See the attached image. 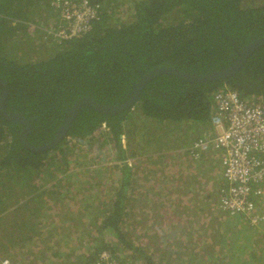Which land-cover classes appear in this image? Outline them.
I'll use <instances>...</instances> for the list:
<instances>
[{"label": "trees", "instance_id": "trees-1", "mask_svg": "<svg viewBox=\"0 0 264 264\" xmlns=\"http://www.w3.org/2000/svg\"><path fill=\"white\" fill-rule=\"evenodd\" d=\"M53 2L0 0L5 109L31 123V147L53 141L84 97L120 105L151 70L211 74L264 37V0H91L99 18L88 33L49 41L28 25L55 27ZM36 38L48 43L49 55L20 63L39 52ZM220 89L264 98V46L226 81L162 74L125 112L106 115L85 105L67 136L45 152L26 149L22 127L0 114V264H96L103 251L118 264H264V228L219 208L216 177L195 184L181 169L184 154L212 129ZM180 124L199 134L174 158L163 129ZM136 157L144 159L140 168L127 163ZM168 178L169 193L190 194L168 200Z\"/></svg>", "mask_w": 264, "mask_h": 264}, {"label": "built area", "instance_id": "built-area-1", "mask_svg": "<svg viewBox=\"0 0 264 264\" xmlns=\"http://www.w3.org/2000/svg\"><path fill=\"white\" fill-rule=\"evenodd\" d=\"M58 23L47 32L62 42L78 38L98 20V6L91 0H54ZM212 129L194 142L190 155L198 161L209 151L222 153L220 209L232 216H243L253 227L264 226V211H258L264 197V98H243L238 92L220 89L213 94ZM126 148V138L122 136ZM129 166L132 165L128 160ZM3 264H8L5 261ZM96 264H118L107 251Z\"/></svg>", "mask_w": 264, "mask_h": 264}, {"label": "water", "instance_id": "water-1", "mask_svg": "<svg viewBox=\"0 0 264 264\" xmlns=\"http://www.w3.org/2000/svg\"><path fill=\"white\" fill-rule=\"evenodd\" d=\"M264 46V37L257 39L256 41L248 44L243 51L240 53L238 59L235 61L233 65L228 68L222 69L220 71L206 74V75H193L188 74L185 72H181L172 67H160L154 70H151L147 74L143 75L139 82L136 85L134 93L132 97L127 100L125 103L112 106V105H104L97 103L94 99L87 96L80 100H78L75 105L71 108L68 117L66 118L65 122L58 128L55 134V138L49 144L41 146V147H31L27 142V135L32 131L31 123L26 119L25 116L22 114L17 113H8L4 107V97L0 100V113L2 116L7 120L15 124H20L25 126L27 130L22 135V143L24 147L32 152H45L50 150L51 148L56 147L66 136L71 127L72 122L74 121L75 117L85 105H91L96 111L104 114H113V113H121L125 112L135 106L138 102L141 92L145 88V86L155 77L162 75V74H170L173 75L183 81L190 82V83H208V82H216V81H226L227 79L234 77L244 64L246 63L247 59L252 56V54L258 50L259 48ZM0 83L3 84L7 94H8V86L7 83L0 78Z\"/></svg>", "mask_w": 264, "mask_h": 264}, {"label": "rangeland", "instance_id": "rangeland-1", "mask_svg": "<svg viewBox=\"0 0 264 264\" xmlns=\"http://www.w3.org/2000/svg\"><path fill=\"white\" fill-rule=\"evenodd\" d=\"M37 20H41L40 18H38ZM50 23V22H49ZM29 27H31V28H34V29H36V30H38V32H40L41 34H39V37H41V38H43V39H46V40H49V41H53V40H56L51 34H50V32H47V29H45L46 27H49V25H45L44 26V24H43V22L42 23H40V22H30L29 23V25H28ZM52 27V26H51ZM36 40V42H34V45H36V43H37V45L38 46H41L40 48L39 47H37V49L39 50V52H37V51H35V53L34 52H32V54L31 55H23L21 58H20V60H19V62L20 63H22V62H25V61H28V62H31V61H35V60H38V59H42L43 57H45V56H47V55H49V52H50V50H48L47 49V47H48V43L47 42H45V41H42V39H40V38H36L35 39ZM31 48H30V46H29V50H30ZM38 53V54H37ZM46 54V55H45ZM210 126V125H209ZM168 130V131H167ZM163 129V132L164 133H167V135H168V139L169 140H171L170 142H169V147H171V150H169L168 152H166L167 154H174V155H171V156H173L174 158H175V153H173V152H175L179 147H184L189 141H193L194 140V138H196L197 137V135L199 134V130H198V128L196 129L195 127H191V131H186V129L180 124V125H178V126H171V125H169V128L168 129ZM165 143H167L166 141H165ZM85 147V146H84ZM167 151V150H166ZM110 165V164H109ZM183 167L184 166H187V165H182ZM181 169H183V168H181ZM180 169V170H181ZM183 172H185V171H183ZM167 173V174H166ZM171 173H175V172H173V171H170V172H165L164 174H163V176H162V178H160L159 179V181H157L158 183H160L162 180H163V178L164 177H167L169 174H170V176H171ZM159 177H160V175H158ZM167 179V178H166ZM198 180L199 179H197V178H193V181L192 182H194L195 184L198 182ZM155 179L153 180V182H154V184H155ZM169 183H171V178H168V181H167V184H166V187H165V190L167 191V188H168V186L169 185H171V184H169ZM196 186V188L197 189H195L194 190V193L197 195V197H198V195H199V192L198 191H202V190H200L198 187V185H195ZM167 194H168V196H169V198H168V200H170V201H173L175 198H180L182 195H189L190 193L188 192V191H183V192H175L174 191V195H173V193L172 192H170L169 193V190L166 192ZM171 194L173 195V196H171ZM217 198H218V195H217ZM217 203H218V205H220V199H217ZM263 206V208H261ZM260 208H261V211H264V202H263V204L261 205V206H259ZM259 207H258V211H259ZM205 212H207V209H205ZM174 216V215H173ZM170 216H167V218H169ZM264 227H262L261 229H263ZM47 229V228H46ZM50 231H52V230H54V227L52 226V227H50V229H49ZM64 233L65 234H67L68 233V231L67 230H64ZM41 236H42V234H41ZM47 236V235H46Z\"/></svg>", "mask_w": 264, "mask_h": 264}, {"label": "crops", "instance_id": "crops-1", "mask_svg": "<svg viewBox=\"0 0 264 264\" xmlns=\"http://www.w3.org/2000/svg\"><path fill=\"white\" fill-rule=\"evenodd\" d=\"M126 145H127V140H126ZM143 160H144L143 157H136L134 159H130L132 166L133 167L136 166L139 168L142 167ZM184 160L186 161V163L183 162V165H187L182 167L183 171H185L183 172V175L185 177L189 176L191 178H197V179H200L201 177L208 179L209 177L214 176L216 177L215 185L217 191H219L220 188L224 185V181L222 179V153L220 151H209L202 153L198 161L191 158L188 153H185ZM202 181H206V180L203 179ZM216 194L218 195L217 192ZM186 197L188 199L190 196H186ZM217 199H219V195ZM263 202H264V197L261 200L262 204ZM259 211L262 212L260 207H259ZM261 228L262 227H260L259 229Z\"/></svg>", "mask_w": 264, "mask_h": 264}, {"label": "flooded vegetation", "instance_id": "flooded-vegetation-1", "mask_svg": "<svg viewBox=\"0 0 264 264\" xmlns=\"http://www.w3.org/2000/svg\"><path fill=\"white\" fill-rule=\"evenodd\" d=\"M1 78V77H0ZM3 79V78H2ZM4 80V79H3ZM5 81V80H4ZM6 82V81H5ZM2 84V83H1ZM2 86H3V84H2ZM2 97H4V107H5V102H6V98H7V92H6V90H5V88H4V86H3V93H2V95L0 96V100H1V98ZM14 113H16V112H14ZM1 114V113H0ZM17 114H19V113H17ZM2 115V114H1ZM10 122V121H9ZM15 124V123H14ZM18 125H20V124H18ZM22 128H21V130L18 132V135H19V137H20V140H21V143H22V135L25 133V131L27 130V128L25 127V126H22V125H20ZM58 130V128L56 129V131ZM32 132V131H31ZM31 132L27 135V138L29 137V135L31 134ZM22 145H23V143H22ZM24 146V145H23Z\"/></svg>", "mask_w": 264, "mask_h": 264}, {"label": "bare ground", "instance_id": "bare-ground-1", "mask_svg": "<svg viewBox=\"0 0 264 264\" xmlns=\"http://www.w3.org/2000/svg\"><path fill=\"white\" fill-rule=\"evenodd\" d=\"M261 208H263V206L261 207ZM204 213V212H203ZM206 217V216H205ZM113 252V251H112ZM115 260V259H114Z\"/></svg>", "mask_w": 264, "mask_h": 264}]
</instances>
